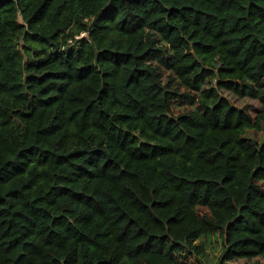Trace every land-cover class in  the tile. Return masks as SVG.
Segmentation results:
<instances>
[{"label": "trees", "instance_id": "1", "mask_svg": "<svg viewBox=\"0 0 264 264\" xmlns=\"http://www.w3.org/2000/svg\"><path fill=\"white\" fill-rule=\"evenodd\" d=\"M263 123L264 0H0V264L264 261Z\"/></svg>", "mask_w": 264, "mask_h": 264}, {"label": "rangeland", "instance_id": "2", "mask_svg": "<svg viewBox=\"0 0 264 264\" xmlns=\"http://www.w3.org/2000/svg\"><path fill=\"white\" fill-rule=\"evenodd\" d=\"M16 50L21 54V44L16 45ZM205 87L206 85L203 86V88ZM220 93L223 96L227 97L233 105L237 107L248 108L253 117H255V115L260 110V103L255 98H250L248 96H239L233 92L222 89L220 90ZM245 138L256 141L259 144H264V123L262 124V128L260 130H248L245 134ZM259 185L264 188V182H259ZM196 245L198 247L197 254L189 255L186 254V252H182V254L179 255L178 259L181 264H216L224 250L221 238L216 235L202 237L196 242ZM229 263L264 264V261L258 257L253 259H238L234 262Z\"/></svg>", "mask_w": 264, "mask_h": 264}]
</instances>
